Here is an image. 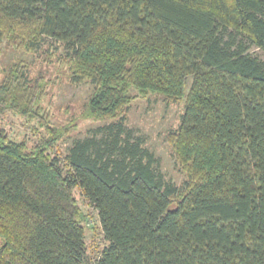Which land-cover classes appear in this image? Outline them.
Masks as SVG:
<instances>
[{"label":"trees","instance_id":"obj_1","mask_svg":"<svg viewBox=\"0 0 264 264\" xmlns=\"http://www.w3.org/2000/svg\"><path fill=\"white\" fill-rule=\"evenodd\" d=\"M45 38L69 81L92 85L78 116L114 120L51 155L69 125L41 110L45 79L0 66V114L47 132L28 147L0 130V264H87L75 187L107 241L95 264H264V0H0V43ZM149 92L184 99L180 187L123 125Z\"/></svg>","mask_w":264,"mask_h":264},{"label":"rangeland","instance_id":"obj_2","mask_svg":"<svg viewBox=\"0 0 264 264\" xmlns=\"http://www.w3.org/2000/svg\"><path fill=\"white\" fill-rule=\"evenodd\" d=\"M253 53L261 51L252 48ZM65 48L59 42L45 38L41 46L33 52L14 48L7 41L0 43V66L3 75L16 61L29 65L28 74L31 80L43 77L46 81L45 95L40 105L47 120L53 126L69 125V130L58 138L49 150L51 155L62 157L67 154L74 140L91 136L93 130L104 126L114 119L93 120L78 116L81 107L87 101L92 85L86 81L73 84L68 79L65 59ZM62 62H59L61 61ZM191 78H187V87ZM184 109V99L172 100L163 94L149 92L143 96L133 97L123 112V125L130 139L141 140V146L152 153L157 171L165 180L175 186H182L186 179L176 160L173 147L169 142L170 132L175 130ZM0 130L9 137L23 141L28 147L35 145L47 132L37 120H27L20 115L4 111L0 114ZM98 134V136H100ZM73 193L80 205L84 218V241L87 264H95L101 248L106 244L95 208L82 196L78 187Z\"/></svg>","mask_w":264,"mask_h":264}]
</instances>
